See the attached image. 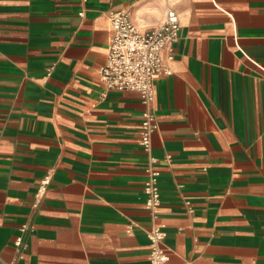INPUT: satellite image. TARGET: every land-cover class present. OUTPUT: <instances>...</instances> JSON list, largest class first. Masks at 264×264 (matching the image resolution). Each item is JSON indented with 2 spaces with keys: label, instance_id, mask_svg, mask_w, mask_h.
Segmentation results:
<instances>
[{
  "label": "crops",
  "instance_id": "obj_1",
  "mask_svg": "<svg viewBox=\"0 0 264 264\" xmlns=\"http://www.w3.org/2000/svg\"><path fill=\"white\" fill-rule=\"evenodd\" d=\"M168 8L146 152L138 93L99 68L109 13ZM155 227L169 264H264V0H0V264H150Z\"/></svg>",
  "mask_w": 264,
  "mask_h": 264
},
{
  "label": "built area",
  "instance_id": "obj_2",
  "mask_svg": "<svg viewBox=\"0 0 264 264\" xmlns=\"http://www.w3.org/2000/svg\"><path fill=\"white\" fill-rule=\"evenodd\" d=\"M110 40L105 63L99 68V82L106 90L138 93L145 106L141 114L139 144L149 152L151 135L157 129L156 116L151 109L155 99L154 79L160 75H170L169 63L172 57L164 53L178 38L179 20L176 12L168 8L160 23L151 29L141 31L126 13L111 12L108 15ZM144 183L145 207L153 213L160 208L158 189L159 172L153 168L146 170ZM47 175L40 182L38 195H42L50 181ZM150 241V264H169V256L162 243L165 232L155 227L148 233ZM21 245L17 238L15 246Z\"/></svg>",
  "mask_w": 264,
  "mask_h": 264
}]
</instances>
